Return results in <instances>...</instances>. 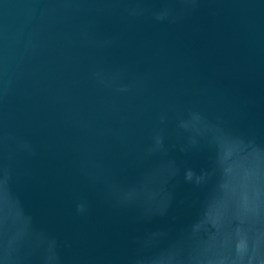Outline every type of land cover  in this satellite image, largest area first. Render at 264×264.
I'll use <instances>...</instances> for the list:
<instances>
[{
  "label": "water",
  "instance_id": "1",
  "mask_svg": "<svg viewBox=\"0 0 264 264\" xmlns=\"http://www.w3.org/2000/svg\"><path fill=\"white\" fill-rule=\"evenodd\" d=\"M0 264H264V0H0Z\"/></svg>",
  "mask_w": 264,
  "mask_h": 264
}]
</instances>
